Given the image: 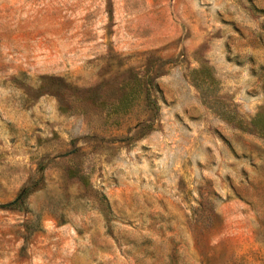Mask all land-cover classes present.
Instances as JSON below:
<instances>
[{
	"label": "rangeland",
	"instance_id": "1",
	"mask_svg": "<svg viewBox=\"0 0 264 264\" xmlns=\"http://www.w3.org/2000/svg\"><path fill=\"white\" fill-rule=\"evenodd\" d=\"M0 264H264V0H0Z\"/></svg>",
	"mask_w": 264,
	"mask_h": 264
},
{
	"label": "trees",
	"instance_id": "2",
	"mask_svg": "<svg viewBox=\"0 0 264 264\" xmlns=\"http://www.w3.org/2000/svg\"><path fill=\"white\" fill-rule=\"evenodd\" d=\"M192 71L194 73H198L197 75L198 76H201L203 79L210 78V74L208 73L206 66L201 65L199 68L192 69ZM143 97L145 99H148L147 88H144V90H143ZM26 194H27V190L26 189H23L22 192H20L18 194V196H16L12 200H9V201H6V202L2 203V206H11V205L20 203L22 201V197L24 195H26Z\"/></svg>",
	"mask_w": 264,
	"mask_h": 264
}]
</instances>
